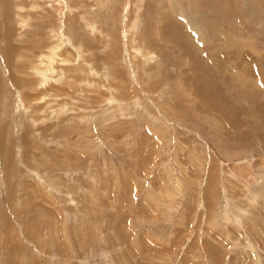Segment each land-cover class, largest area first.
Listing matches in <instances>:
<instances>
[{
    "label": "rangeland",
    "instance_id": "1",
    "mask_svg": "<svg viewBox=\"0 0 264 264\" xmlns=\"http://www.w3.org/2000/svg\"><path fill=\"white\" fill-rule=\"evenodd\" d=\"M0 264H264V0H0Z\"/></svg>",
    "mask_w": 264,
    "mask_h": 264
},
{
    "label": "bare ground",
    "instance_id": "2",
    "mask_svg": "<svg viewBox=\"0 0 264 264\" xmlns=\"http://www.w3.org/2000/svg\"><path fill=\"white\" fill-rule=\"evenodd\" d=\"M173 3V2H172ZM172 3H171V5H172ZM177 4H175V6H176ZM180 8V7H179ZM179 8H178V11H179ZM172 9H174V7H172ZM177 10V9H176ZM176 10H175V12H176ZM182 16H183V14H182ZM186 18L185 19H187V22H188V19L189 18H187V16H185ZM192 27H193V24H190ZM194 27L196 28V26L194 25ZM198 34V33H197ZM199 36V35H198ZM202 38V37H201ZM241 76V75H240ZM6 165H7V163H6Z\"/></svg>",
    "mask_w": 264,
    "mask_h": 264
}]
</instances>
